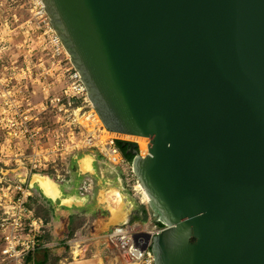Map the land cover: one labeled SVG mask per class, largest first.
Masks as SVG:
<instances>
[{
  "label": "water",
  "instance_id": "obj_1",
  "mask_svg": "<svg viewBox=\"0 0 264 264\" xmlns=\"http://www.w3.org/2000/svg\"><path fill=\"white\" fill-rule=\"evenodd\" d=\"M40 1L104 127L139 143L153 264H264V0Z\"/></svg>",
  "mask_w": 264,
  "mask_h": 264
},
{
  "label": "rangeland",
  "instance_id": "obj_2",
  "mask_svg": "<svg viewBox=\"0 0 264 264\" xmlns=\"http://www.w3.org/2000/svg\"><path fill=\"white\" fill-rule=\"evenodd\" d=\"M42 11L40 0H0V223L6 217V207L18 196V188L30 189L33 201L29 198L27 208L44 224L50 220V210L37 196L38 187L31 178L36 174L46 176L62 190L66 188L68 162L60 157L66 153L68 123L77 108L88 106L82 99H73L70 104L66 99L57 105L51 102L61 97L64 86L61 68L66 56H54L49 43L54 32ZM25 129L38 142V158L42 160L37 169L32 168V138L26 136ZM74 130V141L78 143L86 133L83 128ZM95 134L103 141L113 139L110 133ZM75 154L77 160L84 155L92 158L93 172L81 174L83 178L94 177V181L89 194L75 198L77 201L87 197L81 204H75V216L68 220L67 212L62 209L63 219L57 220L60 224L56 233L52 234L55 228L50 232L45 230L42 240L53 244L47 249L46 264H114L118 255L110 252L103 235L121 222L113 220L115 211L129 208L126 220L141 223L139 208L147 211L148 205L142 202L136 189L129 162L122 168L113 166L97 147L77 149ZM44 159L55 163L43 167ZM80 206L82 211H76ZM145 219L141 226L152 229L154 223L148 213Z\"/></svg>",
  "mask_w": 264,
  "mask_h": 264
},
{
  "label": "built area",
  "instance_id": "obj_3",
  "mask_svg": "<svg viewBox=\"0 0 264 264\" xmlns=\"http://www.w3.org/2000/svg\"><path fill=\"white\" fill-rule=\"evenodd\" d=\"M41 13L44 14V10ZM49 43L54 50V56H66L64 59L66 63L61 68L64 79L61 97L53 98L51 102L57 105L63 99H66L68 104H70L73 99H82V102L88 104V106H84V109L77 108V111L73 112L71 121L68 123L69 132L67 133V142L64 148L66 153L65 155H63L64 153L61 154L60 159L69 162L71 158H75L77 149L97 147L100 148V153L109 164L120 168L127 166L128 162L120 154L113 139L98 143L100 136L96 135L95 132L109 133V131L104 127L91 106L80 75L74 70L69 56L55 34L51 36ZM76 128H83V133L84 131L86 133L78 143H75L73 137L74 129ZM24 133L32 138L31 133L27 129L24 130ZM91 135L95 138V144L90 143ZM31 141L33 152L32 168L37 169V167H40V160L42 159L38 158L37 140L32 138ZM44 161L47 165L42 164L43 167L55 163V160L44 159ZM65 170L69 173L67 166ZM55 171L57 172V170ZM130 174L135 178V183L138 185L139 183L133 174L132 167H130ZM86 186V183H83L81 190H85ZM18 190V196L6 207L4 211L6 217L0 223V264H26L28 258H31V264H33L34 258L39 251L53 246L52 243L42 240L45 232V224L42 219L35 216L27 208L29 198L32 196L31 190L27 188L25 190L18 188ZM152 225V229L147 230V225H134L126 221L112 226L103 235L107 248L110 249V252H115L118 255L114 259V264H153L150 249L152 239L164 227L159 228L156 223Z\"/></svg>",
  "mask_w": 264,
  "mask_h": 264
},
{
  "label": "crops",
  "instance_id": "obj_4",
  "mask_svg": "<svg viewBox=\"0 0 264 264\" xmlns=\"http://www.w3.org/2000/svg\"><path fill=\"white\" fill-rule=\"evenodd\" d=\"M86 156H89V155H84L79 160H77L76 163H74L75 164L74 165L75 172H78V169L82 173H92L93 172L92 166H91V163H92V158L91 157H90L91 160L89 161L88 166L85 168V170L82 168V162H83V160H84V158ZM77 165H78V169H77ZM59 190H60V196L57 197L56 199H54V198L53 199H50V198L44 196L43 193H42V191L39 188L35 190V192L37 193V196L40 197L42 200L45 201V203L48 206V209L50 210V218H49L50 220L48 222H46V224H45V230H47V231L50 232V231H52V228H55V230H54V232H52V234H55L56 233L57 224H60V223H57V220L63 219V218H61V216L63 215L62 209H64L67 212L66 213V215H67L66 218L67 219L68 218H72L71 216H75V214H76V212L73 210L74 209V206H76L75 205L76 203L75 202H72L70 205H68L66 203H63V199L73 198L74 200H76L75 198L79 194H77V192H76V190L74 188H68L67 187V188H65L63 190L61 188H59ZM86 198L87 197H85V198H79V200H84L85 201ZM87 202H89V201H87ZM81 206H83V205H81ZM81 206L80 207H77L76 208V211H82ZM128 209L129 208L124 207L123 209H120V210L118 209V210L115 211L113 220L115 222L121 221L120 223H117L115 225H118V224H121V223L127 221L126 220V215H127L126 213H128V212H126V211ZM139 209H141L140 210V213H139V215H141L140 216V219H139V221L141 223H138V224L141 225V224L145 223L147 220H145L144 217H143V215H142L143 214V210L142 209H144V208L140 207ZM122 220H124V221H122Z\"/></svg>",
  "mask_w": 264,
  "mask_h": 264
},
{
  "label": "flooded vegetation",
  "instance_id": "obj_5",
  "mask_svg": "<svg viewBox=\"0 0 264 264\" xmlns=\"http://www.w3.org/2000/svg\"><path fill=\"white\" fill-rule=\"evenodd\" d=\"M120 141H121V144L118 147L119 152H120V154L124 157V159L127 162L131 163L133 158H134V156L131 153L136 151L137 154L139 155V153H138V150H139L138 149V145H139V143L136 142V141L134 143L131 142V141H126V140H120ZM129 143L134 144L136 147L132 148V147L128 146ZM126 157H128V158L131 157V160H128ZM84 159H86V158H84ZM75 161H77V157L76 156H75V158H71L69 160L68 164H67V169H68L69 173H67V171L65 170V174L68 175V179L64 181L65 182V187L67 188V183H68L69 184L68 188H74L76 190L77 194H79L80 196H83V195L89 194L91 192V185H92V180L94 181V177L93 178H88V176H86L85 178H83V176H85L88 173H82L80 171L75 172V169L73 168V165H74ZM86 167H83V169L85 170ZM81 173L83 174V176H82ZM44 177H46V176H44ZM72 177H74V179H75L74 181L70 180V178H72ZM83 183H86V185H87L85 190H81V187H82ZM36 185L38 186L37 183H36ZM38 188L41 189L39 186H38ZM43 195H44V193H43ZM127 221L129 223H131V224L139 225L138 224L139 222L132 223L129 220H127Z\"/></svg>",
  "mask_w": 264,
  "mask_h": 264
},
{
  "label": "bare ground",
  "instance_id": "obj_6",
  "mask_svg": "<svg viewBox=\"0 0 264 264\" xmlns=\"http://www.w3.org/2000/svg\"><path fill=\"white\" fill-rule=\"evenodd\" d=\"M90 143L95 144V138L94 136H90ZM102 137H99V141L98 143H102ZM86 159L83 160L82 162V168L88 166V163L90 161L89 157H85ZM31 180H33V182H37L38 186L41 188L42 192L44 193V195L50 199H56L57 197L60 196V190L58 185L53 182L51 179L44 177L42 175H33ZM136 189L139 191L141 197H142V202L143 203H147L148 201V197L147 195L144 193V190L142 189V187L138 184L136 186ZM52 197V198H51ZM72 202H75L76 204H81V200H74L73 198H67V199H63V203H66L68 205H70ZM77 252V251H76ZM75 252V253H76ZM77 254V253H76ZM92 262V261H91ZM100 263V261H99Z\"/></svg>",
  "mask_w": 264,
  "mask_h": 264
},
{
  "label": "trees",
  "instance_id": "obj_7",
  "mask_svg": "<svg viewBox=\"0 0 264 264\" xmlns=\"http://www.w3.org/2000/svg\"><path fill=\"white\" fill-rule=\"evenodd\" d=\"M116 146L119 147L120 144H121V141H116ZM128 160H131V157H126ZM31 199V200H30ZM29 200L30 201H33V198H30ZM143 210V217L144 219L147 218V211L145 209H142ZM146 220V219H145ZM40 253V254H39ZM47 250H42V251H39L35 258H34V262L33 264H46L47 262ZM26 264H31V258H28L27 259V263Z\"/></svg>",
  "mask_w": 264,
  "mask_h": 264
}]
</instances>
